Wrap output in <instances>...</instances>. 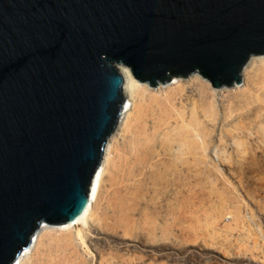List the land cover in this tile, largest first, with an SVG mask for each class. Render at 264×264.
I'll return each mask as SVG.
<instances>
[{"label":"water","instance_id":"water-1","mask_svg":"<svg viewBox=\"0 0 264 264\" xmlns=\"http://www.w3.org/2000/svg\"><path fill=\"white\" fill-rule=\"evenodd\" d=\"M264 56V0H0V264L76 221L125 111L150 88L241 85Z\"/></svg>","mask_w":264,"mask_h":264},{"label":"rangeland","instance_id":"rangeland-1","mask_svg":"<svg viewBox=\"0 0 264 264\" xmlns=\"http://www.w3.org/2000/svg\"><path fill=\"white\" fill-rule=\"evenodd\" d=\"M254 58L231 90L200 75L139 82L87 231L47 225L24 264H264V57Z\"/></svg>","mask_w":264,"mask_h":264},{"label":"bare ground","instance_id":"bare-ground-1","mask_svg":"<svg viewBox=\"0 0 264 264\" xmlns=\"http://www.w3.org/2000/svg\"><path fill=\"white\" fill-rule=\"evenodd\" d=\"M262 57H264V56H262ZM256 59H258V58L252 57L247 62V64L249 62L250 63L248 64V66L246 64L245 67L246 66L247 67H246V69L244 67V69L247 70V68H249L251 66V64L253 63V61H255ZM118 69H119L120 73L123 75V77L125 79V83H124L125 84L124 93H126V106H125V111L123 113V119L120 121L119 128L116 130V132L114 133V135L111 136V138L109 139V141L106 144V149H105V153H104V159L102 160L103 162L101 163L99 169L97 170V173H96V175L94 177V180H93V183L91 185V189H90V202H89L88 208L81 215V217L78 218L76 221H74L72 223H67L65 225H61V226L58 227L62 231H71L73 229H74V231H76L75 230L76 227H81V229L78 231V236L79 237H82V235H84L83 232H85V230L87 229V227L89 226V224H90V222L92 220L95 207L97 206V203H98V200H99V197H100L101 188H102V184L104 182L105 175H106L108 169L111 167V165L114 162L113 155L116 152L117 140L120 137L119 132H121L129 124V122L131 120V117L134 115V111L137 110V108L135 107L136 105H135V103L134 104L132 103L133 102L132 100H133V98L135 96V93L140 90L141 85L133 77V74H132V72H131V70L129 68L124 67V66H119ZM244 69H243V72H244ZM243 72H242V78H243V75H244ZM195 77H200V76L199 75H195V76L192 75V77L190 79H193ZM181 81L182 80H180V78H174L173 79V82L170 83V85L169 84H167V85L168 86L178 85L179 83H181ZM262 82L264 83V81H262ZM242 84H243V81H242ZM160 86L162 88V86H166V85H160ZM159 87H157V88H159ZM235 87L236 88H239L240 85L235 86ZM154 89H156V88H154ZM129 96H130V98H129ZM168 102L171 105H173L172 106L173 108L174 107L175 108L177 107V103L174 102V101H171L170 98H169V101ZM193 116H195V114ZM147 117L148 116L146 114L145 117H143V119H142V121L145 122V123L144 122H142V123L143 124H146V126L148 125V122H149V119ZM190 120H193V122L196 123V124H191V133H190L192 136L196 137L198 135L197 134V131H198L197 121H196V119L194 117L191 118ZM166 122H168V123H166L164 127L167 130H170V131H174L175 128H177V126L180 123L178 121L171 122L170 120H168ZM172 123H174L175 125H172ZM193 145L195 146V144H193ZM40 229H41L40 230L41 231L40 233H42L44 231H47L50 228H49V226L44 225ZM41 239L42 238H40L39 235L37 236V238L35 236L34 239H33V241L31 242V245L27 249H25L23 251V253L21 254V256L18 258L16 264H24V262L33 254V251L35 249H37V247L40 245Z\"/></svg>","mask_w":264,"mask_h":264}]
</instances>
